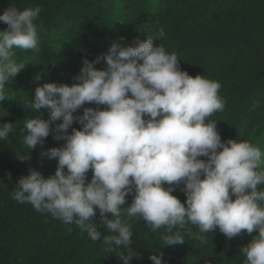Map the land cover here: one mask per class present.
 <instances>
[{
	"label": "clouds",
	"instance_id": "obj_1",
	"mask_svg": "<svg viewBox=\"0 0 264 264\" xmlns=\"http://www.w3.org/2000/svg\"><path fill=\"white\" fill-rule=\"evenodd\" d=\"M40 12L39 6H9L0 15L8 26L0 31V101L5 100L6 84L25 66L12 59L14 49L39 51L35 21ZM159 35L162 38L163 31ZM153 42L149 37L135 46L114 42L94 61H82L71 86L45 83L35 88L26 107L47 109L48 119L24 120V145L35 149L50 133L65 143L40 153L57 161L54 175L45 178L29 168V174L18 179L12 199L65 224H77L122 264L137 256L130 248L133 231L125 216L142 218L153 232L166 228L164 246L184 244L189 223L199 232L186 234L201 244L206 243L201 234L216 228L227 239L242 230L249 236L255 231L258 235L240 249L243 264H264V190L257 191V185L264 184V171H258L264 162L260 148L247 140L222 141L217 122H206L224 110L220 82L191 77L180 70L175 53ZM101 61L104 70L95 67ZM81 108L83 114L74 115ZM13 131L12 123L0 125V141ZM180 185L184 203L172 195ZM133 192L131 205L124 207ZM96 209L99 225L92 219ZM101 226L109 234H102ZM149 260L163 264V254Z\"/></svg>",
	"mask_w": 264,
	"mask_h": 264
},
{
	"label": "trees",
	"instance_id": "obj_2",
	"mask_svg": "<svg viewBox=\"0 0 264 264\" xmlns=\"http://www.w3.org/2000/svg\"><path fill=\"white\" fill-rule=\"evenodd\" d=\"M9 6L41 8L35 21L40 44L38 52L14 49L12 59L25 66L21 78L14 76L6 84L5 100L0 101V125H14L8 139L0 141V264H122L77 224H65L30 203L12 199L18 179L28 175L29 168L45 178L54 175L57 161L40 153L65 143L54 140L50 133L35 149L24 145V120L48 119L47 109L26 107L35 88L45 83L71 86L77 82L74 78L82 61H94L114 42L135 46L136 41L152 38L154 47L161 45L168 54L178 56L181 71L193 78L200 75L219 81L224 110L213 113L206 122H217L222 141L247 140L258 146L264 161V0H0V15ZM7 27L0 22V31ZM95 67L104 70L107 66L101 61ZM83 107L95 109L97 105ZM99 107L103 110L106 106ZM82 114L83 108L74 113ZM72 127L80 129L78 123ZM22 155L29 159L21 161L18 156ZM258 171H264V162ZM87 178L91 180V170ZM182 187L177 186L172 195L184 203ZM260 190L264 184L257 185ZM134 194L126 197L124 207L131 205ZM92 219L100 224L98 209ZM124 219L131 225L130 248L137 254L130 264H152L149 256L160 253L163 264H243L245 256L240 249L258 235L254 231L249 236L242 230L227 239L216 228L213 233L201 234L206 240L201 244L186 234V230L199 232L189 223L183 233L184 244L164 246L166 228L153 232L142 218ZM99 230L109 234L102 226Z\"/></svg>",
	"mask_w": 264,
	"mask_h": 264
},
{
	"label": "rangeland",
	"instance_id": "obj_3",
	"mask_svg": "<svg viewBox=\"0 0 264 264\" xmlns=\"http://www.w3.org/2000/svg\"><path fill=\"white\" fill-rule=\"evenodd\" d=\"M17 77H22L21 71L16 75Z\"/></svg>",
	"mask_w": 264,
	"mask_h": 264
}]
</instances>
